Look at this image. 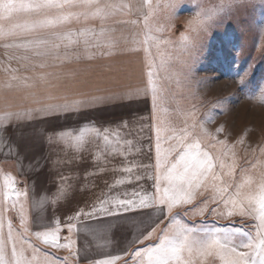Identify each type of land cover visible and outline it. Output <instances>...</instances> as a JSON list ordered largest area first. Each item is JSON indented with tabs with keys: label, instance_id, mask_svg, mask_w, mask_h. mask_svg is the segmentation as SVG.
<instances>
[{
	"label": "snow or ice",
	"instance_id": "1",
	"mask_svg": "<svg viewBox=\"0 0 264 264\" xmlns=\"http://www.w3.org/2000/svg\"><path fill=\"white\" fill-rule=\"evenodd\" d=\"M226 3L231 7L237 4V0H226ZM223 10L222 6L220 11ZM137 11L134 0H0V49H3L0 66L6 76L0 88V93H3L0 100L4 105L0 115L3 128L0 131H7L13 125L16 128L30 125L35 121L68 120L72 115H83L92 108L131 102L141 95V91L145 96L151 93L152 120L155 121L149 126L155 130L154 165L131 161L122 169H117L122 170L127 182L131 183L133 179H143L140 175L133 178L134 168L153 167L154 175L149 177L153 180V191H145L141 186L139 190L126 191L122 196L94 202L87 212L78 210L63 225L69 233L66 237L60 235L62 227L59 220L55 221L54 227L30 232L25 209L27 189H17L15 177L11 173H3V185L0 187V264H57V258L47 252L42 261L38 260L37 253L41 249L33 244V236L47 247L67 250L69 256L61 258V264H69L70 257L74 264H79L80 251L72 239L77 224L72 221L81 217L121 216L129 211L146 209L155 211V219L136 240L122 249V254L108 255L90 264H264V146L246 145L244 136L232 144H229L227 134L223 140L219 139V134L225 131L224 125L218 127L215 133L204 127L205 123L213 120L212 113L205 114L201 121L195 111L187 112L182 126L162 128L157 118L161 97L153 79L152 64L148 65V80L143 90L100 95L80 93V99H70L64 92V89L82 82L78 81L79 73L75 69H66L65 66L115 55L119 44L112 35L116 31L115 25L137 23L116 18ZM196 16L195 23L201 26L212 19L210 16L199 19L200 12ZM192 23L189 21V24ZM144 51L146 57L150 55L149 48H144ZM37 69L53 71L38 72ZM247 75L240 76L242 86ZM260 99L264 103V89ZM13 108L16 110H11ZM86 123L89 125L87 128L65 126L47 133L49 144L62 143L73 131L78 132L75 141L81 143L85 133L91 132L105 144L112 138L117 144L123 141L128 151L119 154L125 160L132 154L133 140L124 139L131 136L134 130V125L128 120L104 127L97 126L93 121ZM139 131H143V126ZM8 139L11 140V137ZM148 139L151 140V137ZM162 143L167 146H162ZM237 145L242 146L243 156L238 152ZM218 146L217 154H213L211 150ZM68 147L64 144L61 150L66 151ZM225 158H230V162ZM123 183L125 179H119L109 185V189ZM21 197L23 200L19 199ZM18 205L19 228L13 225L11 218L5 220V213L16 210ZM178 209H182V213ZM151 214L148 213L149 216ZM196 216L251 219L254 223L249 227L254 234L242 227L217 226L214 221L209 226L204 219L196 224L184 220L185 217ZM238 235L247 237V240L238 241ZM61 240L64 242L61 243ZM84 259L88 258L85 256Z\"/></svg>",
	"mask_w": 264,
	"mask_h": 264
},
{
	"label": "rangeland",
	"instance_id": "2",
	"mask_svg": "<svg viewBox=\"0 0 264 264\" xmlns=\"http://www.w3.org/2000/svg\"><path fill=\"white\" fill-rule=\"evenodd\" d=\"M142 1L146 3L147 12L144 17H147V26L145 20L141 25V15L137 11L132 15L117 17L116 19L137 23L115 25L116 31L112 34L119 42L115 53L122 54L120 57H123L125 62L123 70L127 71V74L124 77L113 71L106 73L105 76L96 77L87 69L79 73L78 81L82 82L76 84L77 99L82 98L80 93L100 95L143 90L147 85L148 65L152 64L151 70L155 73L153 79L161 97L157 118L162 128L169 125L182 126L184 114L187 112L195 111L197 119L201 121L204 120L205 114L212 113L213 120L205 123L204 127L215 133L218 127L224 125L225 131L219 134V139L223 140L227 134L229 144H232L244 136L246 145L251 143L253 147L264 146V103L260 99L261 90L264 89V0H237V4L231 7L227 5L226 0H201L199 4L201 19L212 17L203 26L195 23L197 9L191 11L187 17H184V14L181 18L175 19L173 26H169V20H160L170 14L165 6L162 5L165 10L160 11L156 19L151 12L153 1ZM117 2H127V0H117ZM135 4L137 5L136 0ZM222 6L224 10L220 11ZM151 17L155 20L151 21ZM189 21L193 23L189 24ZM150 22L157 23L160 27L156 29L155 26L149 25ZM155 30L158 35L152 34ZM140 43L143 45L142 51H133L132 49L138 48ZM144 48L150 49V55L147 57ZM2 52L3 49H0V53ZM244 73L248 75L242 86L240 76ZM124 82L126 83L123 84ZM220 101L224 103L218 104ZM134 110H138L134 122L135 132L138 134L142 126L145 132L138 134L139 145L133 146L132 154L128 157H137V155L153 157L155 130L149 126L155 121L152 120L151 93L145 96L141 91V95L131 102H117L106 107L92 108L83 115H75L77 116L75 122L86 128L89 127L87 121L100 123L102 124L100 127H104L120 120H128ZM139 117L145 119L141 120ZM37 123L43 124L44 132L40 129L41 131L34 133L32 131L34 126L31 125L30 134L22 133L25 137L31 136L29 155L31 172H41L50 166L46 164L44 156H47L48 150L52 155V146H45L44 143L48 140L42 139L41 135L53 132L58 126L53 124V121L47 123L35 121L31 124ZM161 134L164 135V132L162 131ZM149 137L151 140L148 139ZM149 145L152 147L151 152ZM162 146L167 145L162 143ZM17 149L22 156L18 158L25 161V149L24 151L23 148ZM119 149L125 152L122 146H119ZM218 150L219 146L211 151L217 154ZM237 150L243 156L242 146L237 145ZM126 151H128L127 145ZM43 158L44 162L41 160ZM225 159L230 162V158ZM12 166L18 171L15 162ZM19 167L25 169L23 164ZM2 185L3 180L0 179V186ZM10 215L15 219V226L19 228V212L12 211ZM231 219V224H226L224 221L220 224L242 227L244 231H252L254 234V230L249 227L254 223L251 219L241 220L238 216ZM115 220L116 218L110 219V221ZM236 239L246 241L247 237L238 235Z\"/></svg>",
	"mask_w": 264,
	"mask_h": 264
},
{
	"label": "crops",
	"instance_id": "3",
	"mask_svg": "<svg viewBox=\"0 0 264 264\" xmlns=\"http://www.w3.org/2000/svg\"><path fill=\"white\" fill-rule=\"evenodd\" d=\"M152 1L151 12L154 18L157 19L158 13L165 10V8H162V5L163 7H166L167 11H169V16L166 15V17L160 19L162 21H164V19L169 20V26H173L172 23L175 19L181 18L184 14V17H187L191 11L197 9V12L201 13V9H199L201 0ZM136 3L139 7L138 12H140L141 15L140 20L142 25V22L144 23L145 20L144 15L147 12L145 6L146 3L144 4L142 0H136ZM153 17L150 18L151 21L155 20ZM199 19H201V16ZM149 25L155 26L156 29L160 27L154 22H150ZM152 34L158 35L157 30L152 32ZM136 49H139L141 52L143 49L142 43H140ZM120 55L122 54L117 52L111 57H98L92 61L81 60L79 63L74 62L65 67L66 69H75L78 73H83L89 69L91 75H95L96 77L105 76L106 73L113 71H116L118 74L124 75L125 77L127 74V71L123 70L125 62ZM37 71L48 72L53 71V69H37ZM5 79V73L2 66H0V88L3 87ZM125 83L126 82L123 84ZM64 92H66L70 99L78 98L76 85L64 89ZM40 94L43 95L42 90ZM0 95H3V93H0ZM30 106L34 107L35 105ZM11 110L15 111L16 109L13 108ZM3 111L4 105L2 100H0V115L3 114ZM134 111L135 112L128 119L131 125H135V115L138 110ZM76 120L77 116L75 115H72L68 120H64L63 118L60 120H54L53 124H58V126L55 127L53 131L56 130V128L59 129L65 126L72 129L77 128L78 125L81 126L75 122ZM4 123H7V121ZM95 124L97 126L102 125L100 123ZM111 124L114 125L115 123ZM31 125L34 126V129L32 130L34 133L36 131H41L40 129H43V132L45 131L42 127L43 124L40 125L38 123L21 125L19 128H16L13 125V127H9L7 131H0V179L3 180V173H11L17 181L15 187L19 190L27 189L25 209L30 232L43 231L47 227H54L55 221L59 220L62 227L60 235L61 237H66L69 233L63 225L67 222V218L74 215L78 210L83 209V211L87 212L90 210L91 205L94 202H98L105 198H115L118 195L122 196L124 192H130L133 189L139 190L141 186H143L145 191H153V180L149 179L150 176L154 175L153 167L134 168L132 174L133 178L135 175H140L143 179L139 181L133 179L131 183L127 182L126 174L122 170L117 169H122L124 165L131 161L146 166L154 165L155 155H153V157L151 155H148L147 157L146 155H137V157L129 156L127 157V160H125L124 157L119 154V152H121L119 146H122L126 152V145L123 144V141H121L118 146L115 145L117 144L115 138H112L108 144H105L101 139L96 138L91 132L85 133L84 141L81 143L75 141L74 137L78 135V132L73 131L69 136L65 137L62 143L51 144L52 155L50 150H48L46 152L47 156H44L46 164L50 166L41 172H31L29 165L31 136L27 135L25 137L22 135L24 132L30 134ZM0 128H3V124H0ZM123 131L124 130H122V132ZM135 131L134 127L132 135L124 137V139H132L134 147L139 145L138 141L140 140V137L138 136L140 132L137 134ZM8 137H11V140H9ZM41 137L42 139H47V135L42 134ZM44 144L45 146L50 145L48 142H45ZM64 144L69 145L66 151L61 150L64 147ZM17 146L18 148H23V151L25 149V161L18 158L21 155H17ZM9 149H11V152ZM41 160L44 162V158ZM68 161L72 162L68 163ZM14 162L18 167V171H15L12 166ZM20 164L25 165V169L24 167H19ZM61 177H64V179L61 180ZM119 179H125V183L110 190L109 185L115 184ZM14 198L15 196H13V199ZM21 198L23 200V197ZM13 211L19 212L18 206L17 209ZM178 211L182 213L183 210L178 209ZM10 212L12 211L5 213V219L7 221L8 218H11L12 223L15 226V219L10 215ZM148 213H152L151 216H149ZM111 218H116V220L110 221ZM154 219L155 211L152 209H146L142 211H129L121 216L96 219H86L81 217L78 221H72L77 224V228L73 230L72 239L75 241V247L80 251L81 259L79 264H90V262L104 259L108 255L122 254V249L127 248L130 242L136 240L140 232L148 227ZM201 219L207 220L209 226L213 221H216L218 224L216 222L215 224L218 226H222L220 223L223 224L224 222L226 224H231L232 221L231 218L220 219L216 216L184 218L189 224H196ZM6 230L5 225V231ZM31 239L33 244L41 249V251L37 253V258L40 261L43 260L45 252L53 254L57 258V264H61V258L69 256L67 250H57L47 247L41 241L36 240L34 236L31 237ZM63 242L64 241L61 240V243ZM85 256L88 259H84ZM69 264H74V260L71 257ZM118 264H122V262H118Z\"/></svg>",
	"mask_w": 264,
	"mask_h": 264
}]
</instances>
